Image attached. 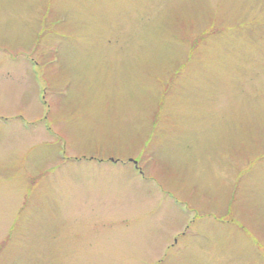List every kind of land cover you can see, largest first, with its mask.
Returning a JSON list of instances; mask_svg holds the SVG:
<instances>
[{
  "label": "rangeland",
  "instance_id": "rangeland-1",
  "mask_svg": "<svg viewBox=\"0 0 264 264\" xmlns=\"http://www.w3.org/2000/svg\"><path fill=\"white\" fill-rule=\"evenodd\" d=\"M0 264H264V0H0Z\"/></svg>",
  "mask_w": 264,
  "mask_h": 264
}]
</instances>
